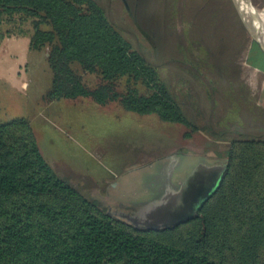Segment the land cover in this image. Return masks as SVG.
Masks as SVG:
<instances>
[{"label": "trees", "instance_id": "obj_1", "mask_svg": "<svg viewBox=\"0 0 264 264\" xmlns=\"http://www.w3.org/2000/svg\"><path fill=\"white\" fill-rule=\"evenodd\" d=\"M16 14L37 19L31 48L50 47L47 100L116 103L182 127L185 139L205 133L230 146L193 216L149 228L57 175L25 118L0 122V264H264V136L237 130L231 139L197 123L98 0H0V22Z\"/></svg>", "mask_w": 264, "mask_h": 264}, {"label": "rangeland", "instance_id": "obj_2", "mask_svg": "<svg viewBox=\"0 0 264 264\" xmlns=\"http://www.w3.org/2000/svg\"><path fill=\"white\" fill-rule=\"evenodd\" d=\"M98 1L168 80L197 123L231 139L237 137V130L264 136V50L246 30L232 0ZM250 1L264 10V0ZM36 21L16 14L0 22V76L9 82L18 79L12 81L15 87L0 81V122L25 118L57 175L116 212H128L163 190L167 180L157 174L172 156L180 163L171 171L175 181L197 162L218 164L217 179H210L214 183L190 191L188 203L164 220L178 223L194 214L225 172L230 141H216L205 133L185 139L182 127L154 114L126 111L116 103L47 100L52 84L50 47L31 48ZM146 34L153 36L151 41ZM71 66L93 84L94 74L86 73L79 63Z\"/></svg>", "mask_w": 264, "mask_h": 264}, {"label": "water", "instance_id": "obj_3", "mask_svg": "<svg viewBox=\"0 0 264 264\" xmlns=\"http://www.w3.org/2000/svg\"><path fill=\"white\" fill-rule=\"evenodd\" d=\"M240 18L244 24L243 18L241 16ZM256 43L264 50V45L259 40H256ZM170 162H172L173 168L180 164L179 159L173 156L171 157ZM173 168L171 169V171L173 170ZM217 168L218 164L209 165L200 161L197 162V164H195L193 167H191L186 176H183L179 180H173L174 172L172 174L169 173L168 180L167 182H165L163 190L157 192L155 196H151L144 202H140V207L137 204L136 207L132 206V208L128 211L130 212L135 209H140L141 213H134L136 215L133 216H127L124 214L123 216H126V218H128L136 225L142 224L145 227L149 228L167 227L176 224L167 222L164 219L168 217L169 213L177 211L182 207V205L184 206L185 203H188L191 195L190 191H202L203 189H206L207 186H209L208 184L214 183L215 180L210 179H217ZM212 171H215V174H213ZM155 182L157 183L158 180H155ZM188 186L191 187L190 190H186ZM142 216L144 217V219ZM191 216H193V214ZM183 220H178L177 222H181Z\"/></svg>", "mask_w": 264, "mask_h": 264}, {"label": "bare ground", "instance_id": "obj_4", "mask_svg": "<svg viewBox=\"0 0 264 264\" xmlns=\"http://www.w3.org/2000/svg\"><path fill=\"white\" fill-rule=\"evenodd\" d=\"M237 12L243 18L245 28L254 41L259 40L264 45V10L250 0H232ZM259 47V46H258Z\"/></svg>", "mask_w": 264, "mask_h": 264}, {"label": "flooded vegetation", "instance_id": "obj_5", "mask_svg": "<svg viewBox=\"0 0 264 264\" xmlns=\"http://www.w3.org/2000/svg\"><path fill=\"white\" fill-rule=\"evenodd\" d=\"M173 168V165H172V162H169L168 164H166L165 166H163V168H161V171H160V173H158L157 174V176L159 175V177H161L162 175H164L165 176V180H168V174L169 173H171V169ZM157 176L155 175L154 176V178H153V180H158L157 179ZM160 180H161V178H160ZM164 180V179H163ZM102 201V200H101ZM109 206H110V208L112 209V207H111V205L110 204H108ZM113 210V209H112ZM119 212H121V215H127V216H133V215H136V214H134V213H141L140 212V209L138 210V209H135V210H132V211H130V212H127V211H125V210H121V209H119L118 210ZM143 212V211H142ZM143 214V213H142ZM124 217H126V216H124ZM143 217V216H142ZM143 219H144V217H143Z\"/></svg>", "mask_w": 264, "mask_h": 264}, {"label": "crops", "instance_id": "obj_6", "mask_svg": "<svg viewBox=\"0 0 264 264\" xmlns=\"http://www.w3.org/2000/svg\"><path fill=\"white\" fill-rule=\"evenodd\" d=\"M0 81H3V82H5V83H7L10 87H15L12 81H16V82H18V79L13 78V79L9 82V79H8L7 77L0 76ZM11 119H13V118H11ZM11 119H5L3 122H7V121H9V120H11Z\"/></svg>", "mask_w": 264, "mask_h": 264}]
</instances>
